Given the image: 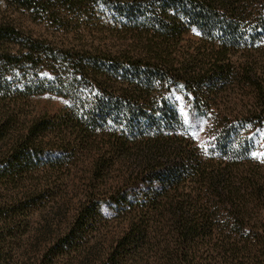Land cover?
I'll use <instances>...</instances> for the list:
<instances>
[{"label": "trees", "instance_id": "1", "mask_svg": "<svg viewBox=\"0 0 264 264\" xmlns=\"http://www.w3.org/2000/svg\"><path fill=\"white\" fill-rule=\"evenodd\" d=\"M0 2L77 24L79 37H35L21 12L0 18V264H264V165L251 142L227 139L240 121L264 124V0ZM90 4L130 43H88L80 16L62 15ZM235 81L254 96L232 115L220 92ZM48 93L67 105L30 115L27 100ZM179 97L208 143L189 141ZM84 162L68 222L33 228Z\"/></svg>", "mask_w": 264, "mask_h": 264}, {"label": "rangeland", "instance_id": "2", "mask_svg": "<svg viewBox=\"0 0 264 264\" xmlns=\"http://www.w3.org/2000/svg\"><path fill=\"white\" fill-rule=\"evenodd\" d=\"M120 1L123 3L133 2V0ZM18 12H21L19 13V17L21 19L22 28L35 37L46 38L54 41L56 40L58 42L65 41L66 43H76L77 41H75V39H79L78 35L75 34L77 31V24L69 27V30H65V28L61 27L56 20L55 25H53L47 16L46 18L42 14H30L28 11H18V7L16 5L0 4V18L9 13ZM61 12L62 15H68L69 18L72 16H75V18L78 15L80 16L79 21L81 22V30L78 32H81L80 34L85 37L84 39L88 43L93 42L95 45H104L110 49H118L131 41L129 35L127 36L125 32H122V28H120L119 25H117L113 20H109L110 18L104 17L99 12L95 11V9H92L91 4L90 7L88 6L83 13L80 14L72 13V10L64 7H62ZM113 14L115 17H118L116 12ZM189 38L190 37H186V40L182 43L190 44ZM239 55L240 54L235 56V60L238 59ZM258 73L263 74L262 69L259 70ZM220 96L222 98V103H224L222 104V107L224 109H228V113L231 112L232 115H235L241 113L243 109L250 108L249 104L253 101L252 97L254 96V90L244 83L241 84L235 81L224 85L221 88ZM27 101H29L30 105H28L26 109L29 110L30 115H56L68 103L67 99L50 93L32 96ZM189 105L184 98L179 97L180 112L183 115L185 124L188 127L186 132H188L191 136L189 141L194 146H197V144L201 145V142L208 143L207 140L210 133H204L202 131L205 129V121L204 119H192L187 112V107ZM236 125L237 126L227 134V139L238 142L240 141V144L243 146H246L247 142H251L249 146H246V148L249 149V151L251 150L254 153V157H258L259 162L264 165V124H262L263 126L246 125L240 121ZM208 130V132H212L210 126ZM246 137H251L252 140H246ZM86 164L87 163L84 162L81 165H78L72 172H70V174H68L66 178V183L68 185L62 189L63 191L60 195H57L55 200L48 202L44 207L34 210L33 228H41L42 232L50 233L51 231H56V223H58L59 220H61V223L68 222L70 215L74 213L75 208L78 207L80 200L84 196V186L82 184L85 172L88 170ZM261 213L262 216H264V206ZM33 232L35 234L39 233L37 230H33ZM41 238L44 239L45 237L41 236ZM33 243L35 244V242ZM36 245H38V243H36Z\"/></svg>", "mask_w": 264, "mask_h": 264}]
</instances>
